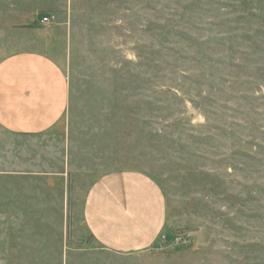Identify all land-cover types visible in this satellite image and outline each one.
<instances>
[{
	"label": "rangeland",
	"instance_id": "obj_1",
	"mask_svg": "<svg viewBox=\"0 0 264 264\" xmlns=\"http://www.w3.org/2000/svg\"><path fill=\"white\" fill-rule=\"evenodd\" d=\"M25 50L69 100L45 132L0 127V264H264V0H0V60ZM116 170L167 210L130 253L82 219Z\"/></svg>",
	"mask_w": 264,
	"mask_h": 264
},
{
	"label": "crops",
	"instance_id": "obj_2",
	"mask_svg": "<svg viewBox=\"0 0 264 264\" xmlns=\"http://www.w3.org/2000/svg\"><path fill=\"white\" fill-rule=\"evenodd\" d=\"M69 86L45 54L20 51L0 60V127L34 135L63 117ZM89 234L104 248L130 253L147 247L163 231L167 210L159 187L145 174L116 170L100 176L82 203Z\"/></svg>",
	"mask_w": 264,
	"mask_h": 264
},
{
	"label": "built area",
	"instance_id": "obj_3",
	"mask_svg": "<svg viewBox=\"0 0 264 264\" xmlns=\"http://www.w3.org/2000/svg\"><path fill=\"white\" fill-rule=\"evenodd\" d=\"M41 23H48L49 22V17L48 16H43L42 18H41Z\"/></svg>",
	"mask_w": 264,
	"mask_h": 264
}]
</instances>
